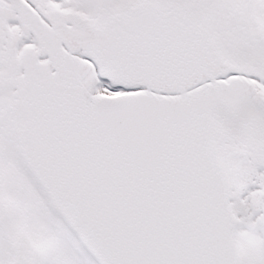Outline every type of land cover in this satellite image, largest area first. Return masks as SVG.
I'll return each instance as SVG.
<instances>
[{"label": "snow or ice", "instance_id": "obj_1", "mask_svg": "<svg viewBox=\"0 0 264 264\" xmlns=\"http://www.w3.org/2000/svg\"><path fill=\"white\" fill-rule=\"evenodd\" d=\"M0 264H264V0H0Z\"/></svg>", "mask_w": 264, "mask_h": 264}]
</instances>
